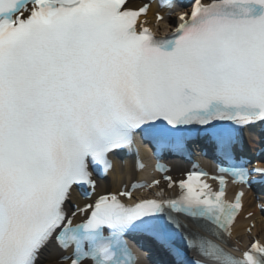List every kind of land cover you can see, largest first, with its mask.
Returning a JSON list of instances; mask_svg holds the SVG:
<instances>
[{
	"label": "snow or ice",
	"instance_id": "obj_1",
	"mask_svg": "<svg viewBox=\"0 0 264 264\" xmlns=\"http://www.w3.org/2000/svg\"><path fill=\"white\" fill-rule=\"evenodd\" d=\"M128 3L0 0V264H39L50 246L51 264H136L132 233L155 239L168 264H264L255 237L239 257L227 247L244 192L224 199V175L213 190L193 165L163 177L177 194L143 199L96 194L93 179L140 132L157 157L200 139L234 183L264 184V166L234 152L240 129L264 124V0H191L166 37L138 25L149 3ZM77 190L95 199L69 212Z\"/></svg>",
	"mask_w": 264,
	"mask_h": 264
},
{
	"label": "bare ground",
	"instance_id": "obj_2",
	"mask_svg": "<svg viewBox=\"0 0 264 264\" xmlns=\"http://www.w3.org/2000/svg\"><path fill=\"white\" fill-rule=\"evenodd\" d=\"M157 8V5L155 3L150 4V8L145 16L146 21L152 25L156 29H162L165 30L168 28V25L162 21H155V15L153 11ZM159 9V8H158ZM162 12L163 10H158ZM195 159H197L202 166L208 167L209 166V160L203 156H194ZM259 158L256 157V160ZM139 161V164L137 163ZM167 163L173 167V166H189L190 162L187 159H168ZM153 160L144 152L139 151L136 158L132 157H125L124 159H118L113 158V168L108 172V175L111 178L112 186L110 191H118L121 189V187H127L132 183L133 181H148L151 179L150 177L156 176L161 177V174L154 171L152 168ZM172 175V178H175L178 174L177 171L172 170L171 172H167ZM99 183V181H98ZM160 184L165 187L166 182L160 181ZM171 190H175V187L171 188ZM107 192V191H102ZM134 192L133 194H135ZM72 201H74L77 206L79 207L84 200V198L81 196V193L79 190L74 192L72 198ZM243 208L242 211L239 213V218L234 223L233 229H232V236H231V243L230 244H241L245 245L249 239L252 237H260L264 240V215L258 211L253 206V197L251 196V193H247L243 198ZM248 212H252L254 215L252 218H246V214ZM83 215L80 213H77V216L75 217V220L80 219ZM254 222L255 228L252 230V236L250 237L247 232L245 231V228L249 223ZM49 250L56 251L53 253L57 254L58 250L52 246ZM137 264H147L143 260H139Z\"/></svg>",
	"mask_w": 264,
	"mask_h": 264
}]
</instances>
